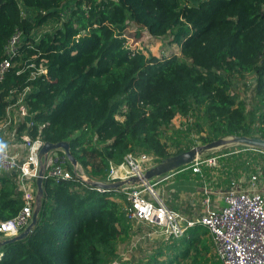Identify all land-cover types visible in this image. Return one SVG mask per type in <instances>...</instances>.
Wrapping results in <instances>:
<instances>
[{
	"label": "trees",
	"instance_id": "1",
	"mask_svg": "<svg viewBox=\"0 0 264 264\" xmlns=\"http://www.w3.org/2000/svg\"><path fill=\"white\" fill-rule=\"evenodd\" d=\"M129 22L155 37L170 35L180 54L159 58L132 49ZM16 30L21 49L0 79V121L29 85L32 124L21 123L18 135L68 140L91 178L105 180L110 163L127 153L158 162L195 145L194 134L204 143L233 134L264 138V0H0V60ZM41 60L46 72L31 79L24 65ZM246 75L254 78L248 108L232 90L233 79ZM176 115L186 118L183 125L172 123ZM214 156L217 164H201L198 172L186 164L175 178L214 181L225 190L256 173L264 190V151L238 146ZM17 176L0 171L1 220L24 204ZM42 186L36 224L0 245V264H133L120 258L117 244L140 226L126 217L119 189L51 176ZM164 240L166 250L156 248L137 264H221L199 223Z\"/></svg>",
	"mask_w": 264,
	"mask_h": 264
},
{
	"label": "built area",
	"instance_id": "2",
	"mask_svg": "<svg viewBox=\"0 0 264 264\" xmlns=\"http://www.w3.org/2000/svg\"><path fill=\"white\" fill-rule=\"evenodd\" d=\"M21 37L22 31L16 30L7 40L4 56L0 60V79L12 65L13 57L20 53ZM24 66L31 68V79L46 72L44 60H41L38 66L34 62ZM29 90L30 86L26 85L18 92L15 101L7 104L5 115L0 121V171H18L17 179L24 200L23 206L16 214L4 220L0 219V238L18 233L29 223L35 201L36 185L33 182L39 170L38 152L43 140L39 134L31 137L26 130L19 135L17 132L21 123L26 127L32 124V113L25 104V96ZM5 129L9 130L11 138L19 140L24 151L22 155L11 151L7 142L3 141L1 131ZM155 163L157 162L151 154L127 153L120 163H110L104 181L112 182L129 176L140 177ZM201 164L215 165L216 156L197 157L188 167H191L193 172H198ZM45 166L44 177L51 176L57 180L75 178L83 184H88L87 174L81 165L77 163L73 166L62 150L50 151ZM163 180L124 184L117 188L124 196L125 215L133 224H150L153 231L161 233L165 238L179 237L189 227L199 223L207 228L221 264H264V193L259 191L256 173L250 175L243 187L235 183L230 185L220 196L214 197L217 200H211L210 192L205 190L202 199L204 208L197 218L171 209L162 200L147 195L149 193L154 196V184ZM92 187L99 191L104 190L101 187Z\"/></svg>",
	"mask_w": 264,
	"mask_h": 264
},
{
	"label": "rangeland",
	"instance_id": "3",
	"mask_svg": "<svg viewBox=\"0 0 264 264\" xmlns=\"http://www.w3.org/2000/svg\"><path fill=\"white\" fill-rule=\"evenodd\" d=\"M190 1L194 2V0ZM42 28L49 29L50 24L43 25ZM125 34L127 36L128 46L132 49L142 50L146 55H155L159 58H166L173 54H180V47L176 43L170 41V35L161 37L152 36L145 28H139L134 22L128 23ZM232 83V90L237 94V98L243 101L247 108L250 107V105L254 103L253 75L235 77ZM185 119L186 118L181 115H176L172 119V123L175 126H181L184 124ZM8 131L9 130L6 129L1 131V137L5 143L9 142L10 135ZM193 137L195 138V145L204 143L198 138L197 134H194ZM236 147L238 146H232L229 147V149H234ZM17 150L18 148L16 147V151ZM220 151H222V149L213 150L202 155V157L207 158L214 156V154L219 153ZM175 175L176 173L173 172L168 178L154 184L153 190L155 195L153 196L149 193L147 195L151 198L155 197L156 199L162 200L167 205L169 204L168 206H170V204L177 205L180 209L179 211L183 214L197 218L204 208L202 199L205 195V190L210 192L211 200L222 194L223 190L219 189V187L213 183L214 181L210 182V185L204 184L203 186H200L194 179H176ZM259 191L264 193V190L261 187L259 188ZM136 225L137 224H134V226ZM150 227V224H148V226L147 224L143 226L140 225L139 229L132 232L129 239L126 238L118 242L117 252L121 259H129L133 264H137L138 260H146L147 256L152 254L156 248H160L163 251L166 250L163 237H149L146 235V231H150ZM211 254L215 255L214 246L211 247ZM160 258H164V255L162 254ZM115 262L116 261H114L113 264Z\"/></svg>",
	"mask_w": 264,
	"mask_h": 264
},
{
	"label": "water",
	"instance_id": "4",
	"mask_svg": "<svg viewBox=\"0 0 264 264\" xmlns=\"http://www.w3.org/2000/svg\"><path fill=\"white\" fill-rule=\"evenodd\" d=\"M232 146H245L264 151V138L259 136H247L236 134L226 135L213 139L206 143L197 144L179 153L169 155L155 163L153 166L148 167L140 177L129 176L126 179H118L112 182H107L104 180L91 178L87 175V182L91 186L101 187L103 189H117L123 186L124 184L133 185L141 183L143 181H159L165 179L170 173H173L176 169L191 163L197 157H200L213 150H224ZM52 150H62L68 158L69 162L73 166L77 165V159L70 150V143L68 140H61L57 142L43 141L38 152L40 165L38 174L35 178L36 193L31 219L29 223L18 233L12 234L8 237L0 238V245L25 237L30 232L31 228L36 224L37 214L41 205V199L44 195L42 181L46 169V158L48 153Z\"/></svg>",
	"mask_w": 264,
	"mask_h": 264
},
{
	"label": "crops",
	"instance_id": "5",
	"mask_svg": "<svg viewBox=\"0 0 264 264\" xmlns=\"http://www.w3.org/2000/svg\"><path fill=\"white\" fill-rule=\"evenodd\" d=\"M8 141L9 142H7V144H8V146H9L11 151L18 152L21 155L24 153V151L22 150V147L20 145V142L18 140H15V139L9 137ZM16 147L18 148L17 151H16ZM214 200H217V199H214ZM214 203H215V201H214ZM140 225L143 226L145 224L144 223H142V224L140 223L139 226ZM146 235L149 236V237H157V236H161L162 237L161 233L153 231V229L151 227H150V231H146Z\"/></svg>",
	"mask_w": 264,
	"mask_h": 264
}]
</instances>
